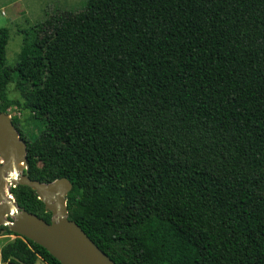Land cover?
<instances>
[{"label":"trees","instance_id":"obj_1","mask_svg":"<svg viewBox=\"0 0 264 264\" xmlns=\"http://www.w3.org/2000/svg\"><path fill=\"white\" fill-rule=\"evenodd\" d=\"M0 111L41 125L30 179L66 178L67 217L115 264H264V0H85L20 30ZM14 80L22 100H8ZM49 222L35 192L8 187ZM14 235L2 264H60Z\"/></svg>","mask_w":264,"mask_h":264},{"label":"water","instance_id":"obj_2","mask_svg":"<svg viewBox=\"0 0 264 264\" xmlns=\"http://www.w3.org/2000/svg\"><path fill=\"white\" fill-rule=\"evenodd\" d=\"M25 153V142L7 113L0 111V225L40 245L60 264H115L67 217L65 197L70 182L63 177L48 183L30 179L22 172ZM14 185H25L35 192L50 213L49 222L17 206L8 192Z\"/></svg>","mask_w":264,"mask_h":264},{"label":"rangeland","instance_id":"obj_3","mask_svg":"<svg viewBox=\"0 0 264 264\" xmlns=\"http://www.w3.org/2000/svg\"><path fill=\"white\" fill-rule=\"evenodd\" d=\"M84 2L85 0H0V27L8 29V38L5 45V65L12 66L18 59L22 45L20 30L33 27L55 13L63 11L77 12L82 9ZM4 94L8 100L18 102L22 100L14 80L6 84ZM3 108L10 118L16 119L17 125L27 139L30 135H37L40 132L41 125L37 119L33 118L30 111L20 109L14 104L4 105ZM13 237L14 235L2 231L0 233V244ZM0 264L2 263L0 262ZM34 264L45 263L36 260Z\"/></svg>","mask_w":264,"mask_h":264},{"label":"bare ground","instance_id":"obj_4","mask_svg":"<svg viewBox=\"0 0 264 264\" xmlns=\"http://www.w3.org/2000/svg\"><path fill=\"white\" fill-rule=\"evenodd\" d=\"M2 209V201H0V210Z\"/></svg>","mask_w":264,"mask_h":264}]
</instances>
